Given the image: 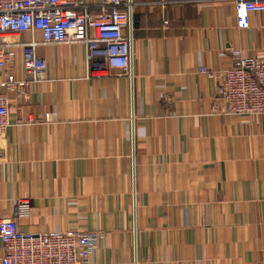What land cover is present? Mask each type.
<instances>
[{
	"label": "crops",
	"instance_id": "crops-1",
	"mask_svg": "<svg viewBox=\"0 0 264 264\" xmlns=\"http://www.w3.org/2000/svg\"><path fill=\"white\" fill-rule=\"evenodd\" d=\"M234 1L132 0V78L90 75L84 42L39 44L46 79L10 93L0 132V218L27 198L25 230L101 231L87 264H264V114L227 113L200 70L264 57V12L240 28Z\"/></svg>",
	"mask_w": 264,
	"mask_h": 264
},
{
	"label": "built area",
	"instance_id": "built-area-1",
	"mask_svg": "<svg viewBox=\"0 0 264 264\" xmlns=\"http://www.w3.org/2000/svg\"><path fill=\"white\" fill-rule=\"evenodd\" d=\"M235 15L240 28L251 24L250 13L264 12V0H235ZM132 0H106L98 14L92 13L84 0H0V132L10 125L11 97H28L33 83L46 79L47 62L37 52L39 44L84 42L87 46L89 74L92 76L125 75L132 78V37L126 28L132 25ZM169 21L165 19L167 26ZM82 30L72 38L70 31ZM32 33L30 41L11 37ZM42 40L36 38V33ZM22 50L24 77H17L15 53ZM233 64L221 70L202 67V73L218 79L217 98L227 113L264 114V57L245 56L232 50ZM170 97H167L169 99ZM49 117V114H46ZM31 214V203L20 198L15 217L0 218L2 264H87L99 243L101 231L47 230L22 228L17 218Z\"/></svg>",
	"mask_w": 264,
	"mask_h": 264
}]
</instances>
